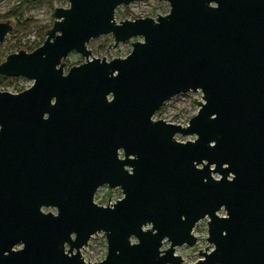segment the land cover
Here are the masks:
<instances>
[{
    "label": "water",
    "instance_id": "obj_1",
    "mask_svg": "<svg viewBox=\"0 0 264 264\" xmlns=\"http://www.w3.org/2000/svg\"><path fill=\"white\" fill-rule=\"evenodd\" d=\"M67 1L39 46L0 62L33 81L0 91V264H182L205 217L212 248L191 264H264V0H161L166 14L119 22L135 0ZM12 30L1 20L0 42ZM106 34L141 40L92 56ZM72 51L84 61L64 72ZM198 90L185 125L153 119ZM103 185L122 196L99 205ZM99 232L105 257L88 262Z\"/></svg>",
    "mask_w": 264,
    "mask_h": 264
},
{
    "label": "rangeland",
    "instance_id": "obj_2",
    "mask_svg": "<svg viewBox=\"0 0 264 264\" xmlns=\"http://www.w3.org/2000/svg\"><path fill=\"white\" fill-rule=\"evenodd\" d=\"M18 2L19 0H0V16ZM52 5L54 7H67L69 3L67 0H35L28 2V5L23 10L22 18L31 19L35 21V24L27 30L21 29L16 32L12 30L5 36L4 40L0 42V62L3 57L18 51L19 47H22L28 52L32 51L29 50V47L39 42L41 36L43 39L45 38V29H42V26H48L53 22L54 8ZM168 11L169 4L167 1L135 0L127 5H119L115 10L114 17L117 22L125 19L134 20L147 16L155 18L157 14L163 15ZM135 40H141V38H131L128 41L119 42L116 46L109 48L107 45L113 42V36L112 34H106L90 39L87 45L92 52V56L98 58L104 57L109 60L115 57H125L131 50V41ZM63 61L65 62L64 72H66L69 67L82 63L84 58L80 53L72 51ZM3 77L4 78L0 80V91L17 93L28 88L33 83L32 80L24 77ZM201 96L200 90L175 95L163 103L161 108L155 112L153 119H163L167 122L185 125L188 120L197 113L198 105L196 102L202 101ZM175 138L179 141H185L194 139L195 136H182L177 134ZM121 196L122 192L120 188L110 189L106 185H103L96 191L94 201L99 205L106 206L109 203H113ZM43 210L56 212L53 208H43ZM219 214L222 215L223 211L219 212ZM207 220V217L201 219L193 229V234L197 238L195 245H181L175 247L174 253L182 257V264H191L198 260L200 258L198 250H203L207 246L212 248V244H209L206 240ZM96 235L89 240L88 246L81 249L82 257L88 262L101 261L106 254L107 247L103 233L99 232ZM168 246L169 242L164 244L162 248H167Z\"/></svg>",
    "mask_w": 264,
    "mask_h": 264
},
{
    "label": "trees",
    "instance_id": "obj_3",
    "mask_svg": "<svg viewBox=\"0 0 264 264\" xmlns=\"http://www.w3.org/2000/svg\"><path fill=\"white\" fill-rule=\"evenodd\" d=\"M28 5V1L27 0H19V2L13 6H11L6 12H4L1 16H0V21L1 20H11V22L13 23V30L14 32L19 31L21 29L27 30L29 29L33 24H35V21L31 20V19H23L22 18V13L24 8ZM2 18V19H1ZM51 26H42V29L44 30V35H45V31L46 29H48ZM43 37L41 36V40L39 42L34 43L32 46L29 47V50H33L34 48H36L37 46H39L42 42H43ZM19 50V49H18ZM5 57L2 58V60ZM4 77L0 75V80L3 79Z\"/></svg>",
    "mask_w": 264,
    "mask_h": 264
},
{
    "label": "built area",
    "instance_id": "obj_4",
    "mask_svg": "<svg viewBox=\"0 0 264 264\" xmlns=\"http://www.w3.org/2000/svg\"><path fill=\"white\" fill-rule=\"evenodd\" d=\"M110 204V203H109Z\"/></svg>",
    "mask_w": 264,
    "mask_h": 264
}]
</instances>
